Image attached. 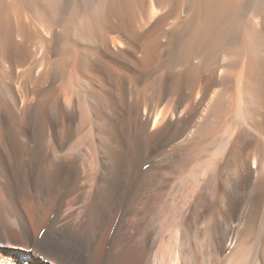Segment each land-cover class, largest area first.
<instances>
[{"label": "bare ground", "instance_id": "bare-ground-1", "mask_svg": "<svg viewBox=\"0 0 264 264\" xmlns=\"http://www.w3.org/2000/svg\"><path fill=\"white\" fill-rule=\"evenodd\" d=\"M0 264H264V0H0Z\"/></svg>", "mask_w": 264, "mask_h": 264}]
</instances>
